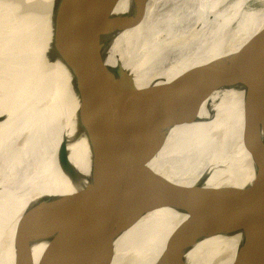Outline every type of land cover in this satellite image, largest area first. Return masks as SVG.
Instances as JSON below:
<instances>
[{
    "label": "bare ground",
    "instance_id": "obj_1",
    "mask_svg": "<svg viewBox=\"0 0 264 264\" xmlns=\"http://www.w3.org/2000/svg\"><path fill=\"white\" fill-rule=\"evenodd\" d=\"M46 1L50 4L51 0H0V109L9 107L20 90H16L17 82L9 88V79H14L10 71L20 56L22 24L27 23L31 38H37L30 44L20 84L22 88L33 81V92L12 119L0 122V264H7L10 249L16 252L18 226L22 221L26 225L27 209L38 197L82 188L96 167L110 171L112 156L126 133L119 64L131 73L139 89H145L173 81L212 60L225 65L244 63L248 47L259 39L251 72L264 74V0H149L141 24L109 33L110 18L129 12L133 5L132 0H119L114 15L104 16L96 29L88 65L92 71L102 65L107 75L93 83L68 125L73 91L57 85L31 103L48 46ZM70 80L71 86V76ZM27 101V109L21 112ZM197 104V121L173 126L149 166L188 187L250 183L255 172L251 154L264 139V97L226 88L202 97ZM54 108L60 110L58 114ZM60 143L68 157L60 154ZM109 151L111 156L103 159ZM166 169L168 173L163 172ZM70 173L83 178L71 181ZM78 212L79 207L64 201L46 206L54 235L49 242L56 243V251L74 228ZM185 218L169 207L137 218L114 242L109 264H158L160 257L178 259L175 264H239V251L246 248L245 228L235 234L212 235L205 228L179 225ZM254 262L255 253H251L250 262L244 257L242 264Z\"/></svg>",
    "mask_w": 264,
    "mask_h": 264
},
{
    "label": "water",
    "instance_id": "obj_2",
    "mask_svg": "<svg viewBox=\"0 0 264 264\" xmlns=\"http://www.w3.org/2000/svg\"><path fill=\"white\" fill-rule=\"evenodd\" d=\"M148 1L132 0L129 12L110 18L107 32L123 31L141 24ZM118 2L51 0L49 4L46 1L44 9L49 24L45 27L49 30L48 46L43 75L31 103L41 92H49L57 85L63 90L73 91L74 97L70 99L73 111L68 117L70 124L93 83L107 75L102 65L95 71L90 70L88 65L94 49L96 29L104 16L114 15ZM27 26V23L22 24L20 56L16 67L13 65L10 71V77L14 79H9V88L17 82L16 90H20L9 103V107H12L5 105L0 109V122L12 119L13 112L16 109L18 111L33 92V81L20 88L30 59V44L37 41V38H31ZM248 50L250 54L244 63L225 65L212 60L189 69L173 81L153 84L145 89H139L131 73L119 64L126 133L112 156L110 171L105 173L96 167L91 170L90 178L82 188L69 194L40 196L36 199L27 209L26 225L22 221L18 226L17 264H34V243L46 234V206L62 201L79 207V216L72 231L46 264H109L114 255L116 239L137 218L163 207L186 215L179 225L205 228L212 235L220 231L235 234L240 232V228H245L248 235L245 236L243 247L246 243V248L239 251V264L243 263L244 257L249 263L251 253H255L254 264H264V139L251 154L255 167L254 178L243 187L235 184L218 188L204 184L188 187L169 180L149 166L165 145L173 126L197 121V103L202 97L226 88L242 89L245 94L256 93L264 97V74L251 72L258 56L259 39ZM28 105L27 101L21 112ZM59 111L54 108L53 113L58 114ZM51 121L55 124L56 115L52 116ZM99 149L97 151L100 154L102 152ZM59 152L62 156H69L61 143ZM109 155L110 151L103 154L102 158L106 159ZM163 172L168 173V169ZM67 176L71 181H81L83 178L77 173ZM233 177L235 172L230 180ZM235 221L237 224L232 227ZM252 234L254 246L250 238ZM201 235L202 232L197 236ZM170 253L180 255L177 251ZM177 262L178 259L171 257H160L158 260V264Z\"/></svg>",
    "mask_w": 264,
    "mask_h": 264
},
{
    "label": "rangeland",
    "instance_id": "obj_3",
    "mask_svg": "<svg viewBox=\"0 0 264 264\" xmlns=\"http://www.w3.org/2000/svg\"><path fill=\"white\" fill-rule=\"evenodd\" d=\"M46 220H47V227H46L45 236L43 238H39L34 243V249H33L34 264H46L50 256L56 251V246H55L56 243L49 242L50 238L54 236L51 235L50 232V226H51L50 219L46 218ZM60 234L61 232H59V236ZM10 250H9L10 254L8 252L9 261L7 262V264H17L16 252L13 250V248L11 251Z\"/></svg>",
    "mask_w": 264,
    "mask_h": 264
}]
</instances>
